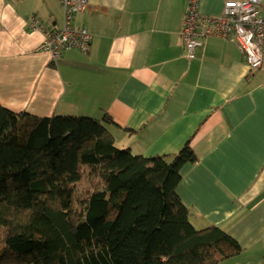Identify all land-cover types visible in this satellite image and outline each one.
<instances>
[{
    "label": "crops",
    "instance_id": "crops-1",
    "mask_svg": "<svg viewBox=\"0 0 264 264\" xmlns=\"http://www.w3.org/2000/svg\"><path fill=\"white\" fill-rule=\"evenodd\" d=\"M188 0H87L74 24L90 51L39 50L63 24L59 0H0V105L37 117H109L116 147L146 158L186 145L176 194L193 227L215 226L242 251L221 264H264V70L231 40L210 37L191 59L180 37ZM227 0H198L218 16Z\"/></svg>",
    "mask_w": 264,
    "mask_h": 264
},
{
    "label": "trees",
    "instance_id": "trees-1",
    "mask_svg": "<svg viewBox=\"0 0 264 264\" xmlns=\"http://www.w3.org/2000/svg\"><path fill=\"white\" fill-rule=\"evenodd\" d=\"M116 126L0 105V264H221L242 251L195 229L176 187L186 145L146 158L116 147Z\"/></svg>",
    "mask_w": 264,
    "mask_h": 264
},
{
    "label": "built area",
    "instance_id": "built-area-1",
    "mask_svg": "<svg viewBox=\"0 0 264 264\" xmlns=\"http://www.w3.org/2000/svg\"><path fill=\"white\" fill-rule=\"evenodd\" d=\"M63 8V24L59 28H44L35 18L30 26L43 32L39 50L57 61L68 50L86 54L93 35L83 26H76V15L85 11L87 0H59ZM180 37L186 57L191 59L203 41L218 37L233 41L251 71L264 70V0H227L218 16H201L198 0H188L182 18Z\"/></svg>",
    "mask_w": 264,
    "mask_h": 264
},
{
    "label": "rangeland",
    "instance_id": "rangeland-1",
    "mask_svg": "<svg viewBox=\"0 0 264 264\" xmlns=\"http://www.w3.org/2000/svg\"><path fill=\"white\" fill-rule=\"evenodd\" d=\"M190 223H191V222H190ZM194 226H195V227H194L195 229L200 228V227H198L197 225H194ZM197 230H200V229H197Z\"/></svg>",
    "mask_w": 264,
    "mask_h": 264
}]
</instances>
